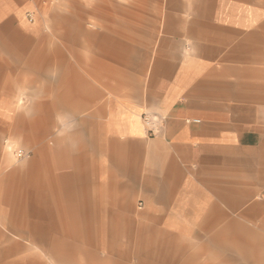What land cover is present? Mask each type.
I'll list each match as a JSON object with an SVG mask.
<instances>
[{
  "label": "crops",
  "instance_id": "crops-1",
  "mask_svg": "<svg viewBox=\"0 0 264 264\" xmlns=\"http://www.w3.org/2000/svg\"><path fill=\"white\" fill-rule=\"evenodd\" d=\"M163 1L125 50L0 0V264H264V0Z\"/></svg>",
  "mask_w": 264,
  "mask_h": 264
},
{
  "label": "rangeland",
  "instance_id": "rangeland-1",
  "mask_svg": "<svg viewBox=\"0 0 264 264\" xmlns=\"http://www.w3.org/2000/svg\"><path fill=\"white\" fill-rule=\"evenodd\" d=\"M17 2L29 4L28 12L32 15L28 18H33V23L38 20L41 22L47 39H60L61 43H64L67 39L64 37L72 34L75 26L77 30L80 28L77 23L83 11L86 13L82 21L84 30L108 36L125 50L124 46L127 44L133 45L134 42H138L144 45L146 41L155 38L162 22L164 7L163 0H17ZM62 51H65L64 55L71 62L74 61V54L69 53V48H62ZM79 51L78 45L76 66L77 71L83 73L85 65L80 62L82 54ZM64 55H61V59ZM116 83V80H109L110 87H114Z\"/></svg>",
  "mask_w": 264,
  "mask_h": 264
},
{
  "label": "clouds",
  "instance_id": "clouds-1",
  "mask_svg": "<svg viewBox=\"0 0 264 264\" xmlns=\"http://www.w3.org/2000/svg\"><path fill=\"white\" fill-rule=\"evenodd\" d=\"M61 123H63V120H61ZM5 144H6V151L9 153L17 152L19 150V147H20V141L13 139V138H8L5 141ZM18 160H19V155L12 158V163L17 162Z\"/></svg>",
  "mask_w": 264,
  "mask_h": 264
},
{
  "label": "built area",
  "instance_id": "built-area-1",
  "mask_svg": "<svg viewBox=\"0 0 264 264\" xmlns=\"http://www.w3.org/2000/svg\"><path fill=\"white\" fill-rule=\"evenodd\" d=\"M145 121L147 123H151V120L149 117H145ZM15 155H19V159H23L24 157H26V153L23 150H18L17 152H15Z\"/></svg>",
  "mask_w": 264,
  "mask_h": 264
}]
</instances>
